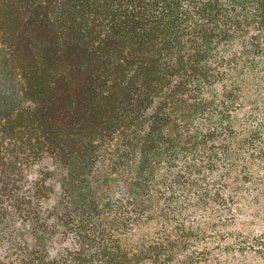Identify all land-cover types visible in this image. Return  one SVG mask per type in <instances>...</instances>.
<instances>
[{"label":"trees","instance_id":"obj_1","mask_svg":"<svg viewBox=\"0 0 264 264\" xmlns=\"http://www.w3.org/2000/svg\"><path fill=\"white\" fill-rule=\"evenodd\" d=\"M3 72L0 264L247 260L264 0H0Z\"/></svg>","mask_w":264,"mask_h":264},{"label":"rangeland","instance_id":"obj_2","mask_svg":"<svg viewBox=\"0 0 264 264\" xmlns=\"http://www.w3.org/2000/svg\"><path fill=\"white\" fill-rule=\"evenodd\" d=\"M4 74L5 76L0 75L1 77H3L0 85V104L10 103V101H13L15 97V87L13 81L8 77L6 73ZM258 118L260 117H256L254 119V122H258ZM251 121H253V119ZM227 213H231V216H233L236 224L243 222L244 225H247L246 223H249V221L254 222L247 225V234L245 233V236H243L239 240H232L229 238L224 242H221L220 244H227L229 246L235 247V249L243 247L251 251V253L248 252L247 254V260L245 261L246 263H243V261L241 262V259H238L237 263L235 264H264V220L261 219V217L264 215L262 214V212H260V215L257 218L251 216L250 212H246V214L244 212L238 214V212L234 211V208H232L231 211H227ZM216 244L217 243H213V245Z\"/></svg>","mask_w":264,"mask_h":264}]
</instances>
